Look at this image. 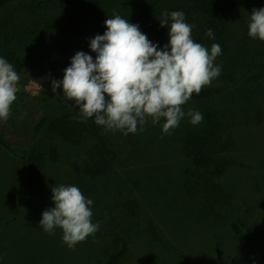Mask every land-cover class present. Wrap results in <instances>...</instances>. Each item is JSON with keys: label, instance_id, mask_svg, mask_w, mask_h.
I'll list each match as a JSON object with an SVG mask.
<instances>
[{"label": "rangeland", "instance_id": "374dc122", "mask_svg": "<svg viewBox=\"0 0 264 264\" xmlns=\"http://www.w3.org/2000/svg\"><path fill=\"white\" fill-rule=\"evenodd\" d=\"M218 1L222 9L226 6L227 17L218 29L222 54L214 62L221 74L211 85L264 72V41L248 36L250 14L254 8H264V0ZM204 3L208 1L74 0L72 14L81 24L74 37L64 35L63 13L54 0H20L0 10V57L20 74L10 118L0 122V132L13 150L0 146V264H96L111 243L109 228L122 217L121 205L128 200L138 203L140 210L129 238L127 264H264V241L245 236L247 231L264 233V85L184 105L186 115L170 135L162 132V123L143 133L138 130L142 136L134 146L129 135L110 131L117 163L111 173L98 178L76 173L74 164L86 160L85 151L50 130L56 116L78 111L64 100L62 88L52 92V79H63L78 51L95 59L89 41L107 30L106 19L121 15L163 48L169 42V29L159 23L162 12L184 9L186 22L194 25L192 38L202 44V37L210 42L202 34L208 25ZM53 34L68 43L63 57L49 48ZM209 44L202 45L210 51ZM211 109L227 113L225 117L232 120L235 144L228 155L237 163L220 178L231 199L217 208V215L206 212L187 191L192 167L183 149L185 131L197 127L187 112L203 114ZM42 118L46 123L36 133ZM34 146L46 156L57 147L62 160L47 159L42 170L24 167L15 154ZM61 184L75 185L93 200L92 220L100 223L95 236L74 250L63 244L61 229L50 236L39 227L43 211L54 207L52 187ZM234 223L242 228L241 236L235 235Z\"/></svg>", "mask_w": 264, "mask_h": 264}, {"label": "clouds", "instance_id": "9594fccd", "mask_svg": "<svg viewBox=\"0 0 264 264\" xmlns=\"http://www.w3.org/2000/svg\"><path fill=\"white\" fill-rule=\"evenodd\" d=\"M162 17L159 23L169 29V42L160 48L138 24L114 13L105 20L103 35L96 34L89 41L95 59L78 51L63 79H52V92L62 88V97L78 109L81 120L94 118L107 131L135 134L143 131L149 120L153 125L163 120L162 132L170 135L185 117L182 106L193 93L199 95L220 76L221 67L214 62L222 49L214 43L209 51L195 42L194 25L186 22L183 11H164ZM206 35L215 39L211 29ZM248 36L264 41V8L252 10ZM19 81L13 64L0 57V122L10 118ZM187 116L194 126L203 121L199 111L189 110ZM51 191L54 207L43 211L39 227L50 236L61 229L63 244L74 250L100 228V223L92 220L94 201L75 185H55Z\"/></svg>", "mask_w": 264, "mask_h": 264}, {"label": "trees", "instance_id": "16d2710c", "mask_svg": "<svg viewBox=\"0 0 264 264\" xmlns=\"http://www.w3.org/2000/svg\"><path fill=\"white\" fill-rule=\"evenodd\" d=\"M20 0H0V10ZM59 5L63 13L64 35L66 37L76 36L81 29V24L77 22V17L73 15L74 0H54ZM198 1V0H196ZM208 3L202 4V10L208 17V25L205 26L203 35L211 29L215 39H210V42H205L204 37L200 39L202 44L210 43L219 44L222 46L221 35L218 34V29L221 30L226 23L227 13L226 6L218 0H207ZM183 11L184 9H178ZM206 38V37H205ZM149 39V38H148ZM49 48L57 57H63L68 53V43H66L58 35L53 34L48 40ZM264 85V72L244 76L238 80H230L227 83H219L211 86H205L199 95L193 93L192 98L187 104L205 102L213 99H218L228 93L236 90L248 89L251 87ZM227 113L214 109L204 112L203 121L194 129L185 131L184 136V154L191 162V171L189 172L187 191L191 196H195L199 200L203 209L209 214L217 215V208L225 202L229 204L231 195L223 187L220 178L234 165L236 161L231 158L228 153L234 147V138L232 135V120L226 118ZM46 123V118H42L36 126L35 132L38 133ZM159 124L153 125L151 120L143 127L147 131L149 127L152 129ZM162 127V126H161ZM50 130L62 141L69 143L75 147H81L86 153V160L81 163L74 164L73 170L83 176L89 178H98L111 173L117 163V152L115 145L109 135L110 131L104 127L98 126L94 118L83 121L78 116V111H67L56 116L50 124ZM139 132V131H138ZM133 140V146L140 144L137 137L142 134H128ZM136 142V143H135ZM0 146L6 150L13 151L11 145L5 140L0 132ZM136 149V148H134ZM47 153L36 146L27 149L22 155L15 154L21 159L24 167H32L35 170H42L48 163L47 159L54 162L62 160V155L57 147H53ZM140 205L133 200H128L121 205V216L116 218L109 228L108 236L111 243L106 250L103 251L100 259L96 264H127L131 256L130 236L133 234L138 220L137 214ZM151 227V232L157 238L155 227ZM233 229L235 235L241 236L242 228L234 223ZM256 232V231H254ZM257 240L264 241V233L257 231H247L245 236H250Z\"/></svg>", "mask_w": 264, "mask_h": 264}]
</instances>
